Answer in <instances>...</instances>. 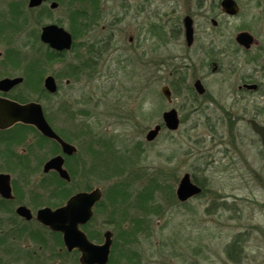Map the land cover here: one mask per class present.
I'll return each instance as SVG.
<instances>
[{
    "label": "rangeland",
    "instance_id": "1",
    "mask_svg": "<svg viewBox=\"0 0 264 264\" xmlns=\"http://www.w3.org/2000/svg\"><path fill=\"white\" fill-rule=\"evenodd\" d=\"M26 1L0 0V78L23 75L19 95L41 98L50 125L77 147L66 156L71 182L58 183L53 171L43 173L45 161L61 153L56 143L29 125L0 133V149L27 151L23 165L9 168L29 206L55 208L76 192L101 188L102 199L85 232L99 244L106 231L113 233L108 264H264V148L239 115L264 121V101L242 102L227 126L230 142L220 145L214 140L219 129L213 125L214 106L190 111L179 86L171 104L161 92L165 75L159 62L169 54L179 57V45L158 47L157 62L149 65L147 33L177 29L183 0L170 21L167 15L156 16L152 5L137 20L120 22L119 0H55L59 8L41 15L29 11ZM257 1L240 0L237 16H215L217 29L235 35L256 16L250 30L264 45V0ZM56 21L76 36L72 50L63 54L39 37L43 24ZM199 23L213 28L210 20ZM110 30L114 41L104 47ZM133 34L142 39L135 52L127 44ZM47 75L57 80L56 94L43 91ZM211 84L216 88L214 80ZM172 107L183 120L179 129L163 128L148 141L149 130ZM186 173L203 185V192L183 202L177 189ZM31 224L20 235H0V264H81L60 233Z\"/></svg>",
    "mask_w": 264,
    "mask_h": 264
},
{
    "label": "flooded vegetation",
    "instance_id": "2",
    "mask_svg": "<svg viewBox=\"0 0 264 264\" xmlns=\"http://www.w3.org/2000/svg\"><path fill=\"white\" fill-rule=\"evenodd\" d=\"M30 1L31 0L26 1L27 9L29 11L39 13L38 15H41L42 12L45 10L55 11L60 6L59 3L55 0H44L38 5H31ZM105 1L109 2L112 0ZM223 1L224 0H183V2L185 3L184 12L181 11L180 13L182 20L181 24H177V29H165L163 33H160L158 31H151L150 33H147L148 35H150L149 38L151 39L152 58L149 61V65L151 66L155 65L159 57V55H157L158 47L164 45L165 48H169V46H172V43L175 42L179 45L180 49L182 50V54L179 57L172 56L171 54H169L167 57H165L163 61L159 62V72L165 75V85L161 88L163 96L165 97L167 102L171 104L173 101V94L175 91L178 90L177 87L179 86V88L182 89V95L185 98L190 111H203V106L209 104L214 106L216 108L217 114L213 116V125L215 123L218 126L217 128H219L217 132L213 126L214 132L215 134H217L214 137V140H219L220 145L223 143L230 142V137L226 136V133H229V129L227 128V126H230L232 124V121L234 120L233 114H235L236 108L238 110L240 108V104L245 101H264V45H262V41L259 40L260 38H258V34L255 31L250 30L252 24L257 23L255 18L256 16L254 17L255 19L253 18L252 20L248 21L244 29L238 30L235 35H229L227 34V31L217 29V26L220 21H218L215 16L219 14L225 17L237 16L241 11L242 4L240 0H230V6L236 7L235 12H230L223 4ZM178 2L179 0H119L120 13L116 18H118L119 22L121 20L125 21L126 19H128V17H130V19L132 18L134 20H137L141 16L142 12L149 11L151 6L155 5V8L152 9V12H154V14L158 17L167 15L168 18H166V20L170 21L171 17L177 16L178 11H176V4ZM5 4L8 5V3ZM260 4L261 2L258 0L257 5ZM9 5L11 4L9 3ZM24 5L25 3H23V6ZM170 5H172L173 8L171 11L168 8V6ZM11 6L13 7V4ZM230 9L233 8L230 7ZM205 19L210 20V23L212 24L213 28H203V26L199 22ZM49 25H57L59 27H63L61 23H58L57 21L43 24L39 30V37L41 42L47 45L50 50H53L55 51V53L58 54H63L72 50L75 44L76 36L64 27L63 28L68 31L72 36V44L69 49H55L49 43H46L42 40L44 28ZM111 26L113 25L110 24V27ZM243 34H247L250 37V43L248 45L246 44L248 41L247 37L244 38L245 44L242 43L240 40V37ZM114 36L115 31L110 30V32L103 38L104 47L108 46V43L110 42L109 40L114 41ZM128 41L129 42L127 44L130 46V48L132 47L134 49V52L138 51L141 48L142 39L140 35H138L137 37H135V34L130 35ZM237 56H239V58L243 56L245 58L243 61L244 63L240 62ZM178 62L181 63V65L177 64ZM176 69L179 70L175 71L174 73L173 71ZM48 76L50 75H47L44 78L43 91L47 92L49 95L56 94L59 91V85L53 75L51 76H53L55 79L57 91L55 93H51L45 86V80ZM215 76L218 79H216ZM7 78H21L22 80L9 88H6L5 85H2L0 87V100L13 101L22 104L30 102H37L41 104V98L28 100L26 98H22L21 94L19 95L17 89L25 82V77L23 75L19 74L5 76L0 78V82L3 79ZM150 80L153 82L156 81L155 72L151 74ZM212 80L216 82V88L212 87ZM166 86L169 88L170 98H168L162 91V89ZM204 101L207 104H204ZM171 110L176 111V114L179 119V126L177 129H179L183 120L180 117L176 108L172 107L168 110H165L163 112V115L165 112ZM239 115L242 117L241 120L248 125L251 132L257 137L262 147L264 148L262 136L259 132L255 130V125L258 124L260 126H264V121L259 120L256 115ZM21 125H29L33 127L34 130L39 133L42 137H45L35 125H30L25 122H16L15 124L9 127L0 128V133L6 132L7 130L15 126L22 127ZM157 125L161 126L160 133L162 132L163 128L169 131H175L167 127L166 123L164 122V119L162 123L155 124V126ZM58 134L60 133L58 132ZM47 139L51 140L52 142H55L60 147L61 153L56 154L55 156L62 155L64 157L65 167L67 155L63 153L60 143L51 138ZM26 152V149L22 150L21 153H18L17 151L15 153L14 151H12V149H0V174L8 176L4 177L6 178L5 185L9 184L11 188L9 191H7L6 189L1 190L0 185V235H3L4 238H10V236L15 234L20 235L19 233H17L18 231H20V229L21 231H24V227L30 225L31 223H35L43 229L49 231L50 233H60L62 235L63 244L66 250L69 253L71 252L79 254L80 261V257L82 254L81 251L78 248L68 250L64 243L62 232L54 231L49 226L44 225L38 220V211L44 207L49 206H42L34 210V208L29 206V203L26 201L25 193L15 189L13 185L12 172L9 166H11L12 164H15L14 166L23 165L27 161ZM47 161H45V163ZM45 163L43 164V173L46 174L48 172H44ZM51 171L60 176L56 170H50L49 172ZM191 180L201 187L202 190L198 194L200 195L203 192V185L195 181L192 176ZM68 182H71V180ZM195 196H192L191 198L183 202H187ZM35 199L38 198H32V200L36 201ZM67 200L65 201V203L67 202ZM61 206H57L52 209H56ZM95 207L93 210V216L90 221L80 225V229H82L84 232L85 229L88 227V224L93 220L95 216ZM23 208L30 210V218H27L19 213L20 209ZM6 229L9 230H7L6 232ZM86 235L91 241L96 243L89 237L87 233Z\"/></svg>",
    "mask_w": 264,
    "mask_h": 264
},
{
    "label": "water",
    "instance_id": "3",
    "mask_svg": "<svg viewBox=\"0 0 264 264\" xmlns=\"http://www.w3.org/2000/svg\"><path fill=\"white\" fill-rule=\"evenodd\" d=\"M44 0H31V5H38ZM230 0H224L223 4L230 12H235V6H230ZM233 8V9H230ZM247 37V45L250 43V37L243 34L240 37L242 43L245 44L244 38ZM42 40L49 43L53 48L63 50L69 49L72 44V36L63 27L57 25H49L44 28ZM21 78H7L0 82V87L5 85L6 88L20 82ZM45 86L51 93L57 91L56 82L53 76H48L45 80ZM163 93L170 98L169 88L166 86L162 89ZM164 122L167 127L176 130L179 126V119L175 110L167 111L163 115ZM16 122H25L32 124L46 137L56 140L60 143L63 153L73 155L77 152V147L64 138H62L50 125L40 103L30 102L26 104L13 101L0 100V128L9 127ZM161 126L157 125L147 133V140L153 141L159 135ZM255 130L262 136L264 144V126L255 125ZM56 170L59 175L70 181L71 177L68 170L64 167V157L57 155L49 159L44 166V172ZM4 177L7 175L0 174L1 190L9 191V184L5 185ZM201 187L191 180L190 174H185L177 189V196L180 201H186L192 196L198 195L201 192ZM103 192L101 188H95L91 191H80L71 196L66 204L56 209L44 207L38 211L37 218L44 225L49 226L54 231L63 233L64 243L68 250L78 248L81 251V264H108L110 260L111 246L113 242L111 231H106L104 234L105 241L102 244H97L91 241L86 233L80 229L81 224L90 221L93 216L94 206L101 200ZM19 213L27 218L31 217L30 210L23 208Z\"/></svg>",
    "mask_w": 264,
    "mask_h": 264
},
{
    "label": "trees",
    "instance_id": "4",
    "mask_svg": "<svg viewBox=\"0 0 264 264\" xmlns=\"http://www.w3.org/2000/svg\"><path fill=\"white\" fill-rule=\"evenodd\" d=\"M45 138V137H44ZM45 139H47V138H45ZM55 143V142H54ZM56 175V177L59 179V181H58V183H67L65 180H63V179H61L57 174H55ZM154 189V188H153ZM155 190V189H154ZM156 191V190H155Z\"/></svg>",
    "mask_w": 264,
    "mask_h": 264
}]
</instances>
